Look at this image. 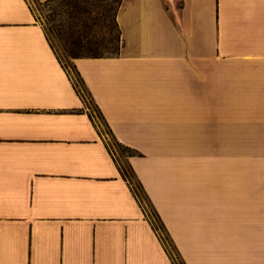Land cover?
Returning a JSON list of instances; mask_svg holds the SVG:
<instances>
[{
    "label": "crops",
    "instance_id": "crops-1",
    "mask_svg": "<svg viewBox=\"0 0 264 264\" xmlns=\"http://www.w3.org/2000/svg\"><path fill=\"white\" fill-rule=\"evenodd\" d=\"M115 20L118 52L69 72L31 0H0V264H172L109 137L184 264H264V0Z\"/></svg>",
    "mask_w": 264,
    "mask_h": 264
},
{
    "label": "rangeland",
    "instance_id": "rangeland-1",
    "mask_svg": "<svg viewBox=\"0 0 264 264\" xmlns=\"http://www.w3.org/2000/svg\"><path fill=\"white\" fill-rule=\"evenodd\" d=\"M31 2L37 20L41 22L51 48L69 72H72V59L75 57L107 56L114 55L118 52L120 38L118 28L115 24V15L119 0H53L49 3H39L37 0H31ZM74 2L78 4L77 9H71L70 7ZM74 79L87 107L100 120L99 113L88 94L78 84L76 76H74ZM101 125L103 131L107 133L103 122H101ZM108 142L111 150L118 156L122 169L127 172V165L123 157L133 154V151L117 144L110 137ZM208 144L213 145L215 160L221 161L223 159L221 148L224 143L214 142ZM229 160L231 166L237 165V158L230 157ZM262 165L264 166V158L262 159ZM261 177L262 181H264V173L261 174ZM131 183L141 196L135 180L131 179ZM142 202L158 234L170 251L174 264H184L173 248L172 242L169 240L164 227L161 226V222L151 205L147 200H142ZM261 229L264 230V220ZM255 240L256 242H260L261 247L264 248V236L261 238L257 237Z\"/></svg>",
    "mask_w": 264,
    "mask_h": 264
},
{
    "label": "trees",
    "instance_id": "trees-1",
    "mask_svg": "<svg viewBox=\"0 0 264 264\" xmlns=\"http://www.w3.org/2000/svg\"><path fill=\"white\" fill-rule=\"evenodd\" d=\"M50 1H53V0H47V1L44 2V3H49ZM119 4H120V0H119ZM119 4H118V6H119ZM68 5H70V4H68ZM70 7H71V9H77V8H78V4L74 2V3H72V4L70 5ZM117 8H118V7H117ZM115 24H116V20H115ZM116 26H117V24H116ZM117 28H118V27H117ZM118 31H119V29H118ZM119 38H120V35H119ZM116 53H117V52H116ZM78 57H81V56H78ZM85 57H99V56H85ZM77 82H78V84H80V85L82 86V82H81V80H80L79 77H77ZM75 86H76V84H75ZM76 87H77V86H76ZM82 87H83V86H82ZM77 90H78L79 94L81 95V93H80V91H79L78 88H77ZM84 90H85V89H84ZM85 91H86V90H85ZM86 93L88 94L87 91H86ZM81 96H82V95H81ZM82 98H83V96H82ZM121 170H122V173H123L124 177H125V178L128 180V182L131 184L132 191H133V193H134L136 199L138 200V202L141 204V206H142L143 209L145 210V214L148 216V218H149V220H150V222H151V225H152L153 229L157 232L156 227L154 226V224H153V222H152V220H151L149 214L147 213V211H146V209H145V207H144V205H143L142 200H147V197H146L145 193L143 192V190H142L140 184L137 182L136 178L134 177L132 171L129 169L128 166H127V170H128L127 172H125V171L122 169V167H121ZM127 173H128L129 175H128ZM131 179L135 180V182H136V186H137V189H139L140 192H141V196L138 194L137 190L133 187V185H132V183H131ZM147 201H148V200H147ZM159 221H160V219H159ZM160 222H161V221H160ZM161 226H163L162 223H161ZM157 234H158V232H157ZM158 235H159V234H158ZM159 237H160V239H161V241H162V243H163V245H164V247H165V250L167 251V254L169 255V257H170V259H171V261H172V264H174L173 258H172L171 254H170V251L168 250V248H167L166 245L164 244V241L162 240V238H161L160 235H159ZM168 238H169V237H168ZM169 240H170V238H169ZM170 241H171V240H170ZM172 245H173V244H172ZM173 248H174L175 251L177 252V250H176V248L174 247V245H173ZM177 254H178V252H177Z\"/></svg>",
    "mask_w": 264,
    "mask_h": 264
}]
</instances>
